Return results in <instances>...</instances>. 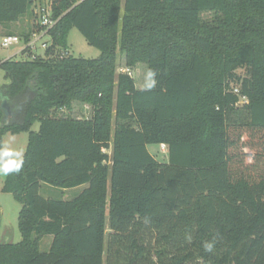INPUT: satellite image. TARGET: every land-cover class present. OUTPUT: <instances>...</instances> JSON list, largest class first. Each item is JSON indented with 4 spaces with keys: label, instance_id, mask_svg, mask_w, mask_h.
<instances>
[{
    "label": "trees",
    "instance_id": "16d2710c",
    "mask_svg": "<svg viewBox=\"0 0 264 264\" xmlns=\"http://www.w3.org/2000/svg\"><path fill=\"white\" fill-rule=\"evenodd\" d=\"M32 6L0 0V24ZM51 11L46 55L69 48L72 28L100 54L0 57V135L28 134L1 186L21 203V240L0 242V264H264V0H57ZM118 56L153 70L155 86L116 73ZM3 101L18 108L9 124ZM149 144H165L166 161ZM42 183L78 191L44 197Z\"/></svg>",
    "mask_w": 264,
    "mask_h": 264
},
{
    "label": "rangeland",
    "instance_id": "374dc122",
    "mask_svg": "<svg viewBox=\"0 0 264 264\" xmlns=\"http://www.w3.org/2000/svg\"><path fill=\"white\" fill-rule=\"evenodd\" d=\"M34 9V7H33ZM35 21L34 15H25L20 17L16 22L8 24H0V40L1 36L5 34H17L21 36V33L27 32L29 27L33 25ZM68 49L74 56H81L84 58H96L99 56L100 52L97 48L88 44L83 35L76 29L72 28L67 35ZM18 46H12L9 48H3L0 45V57L5 59L11 56ZM36 52L43 55V50L41 49L39 43H37ZM16 58L21 57L20 55H12ZM129 67L131 71V77L134 80L136 88H146L147 82V66L144 63H138L134 66H126L124 63L123 56H118L116 73L121 72V68ZM4 72L0 69V85L4 83ZM73 113L77 117L88 118L91 114V108L88 104H74ZM2 125L0 118V127ZM37 124H34L33 129H37ZM28 134L26 132L14 133L11 131L2 132L0 135V148L5 145L15 152H19L24 155L27 147ZM147 149L152 153L155 158L164 162L167 159L166 148L163 149L157 144L147 145ZM111 149L106 151L110 153ZM5 177H0V242H18L21 240V235L18 227V217L19 211L21 209V203L14 198V196L9 192L1 191V186L3 185ZM78 190L68 189L60 190L57 187H53L47 184H40L39 193L44 197L49 198H62L70 199L72 198ZM50 237H45L42 239L41 248L47 246Z\"/></svg>",
    "mask_w": 264,
    "mask_h": 264
},
{
    "label": "built area",
    "instance_id": "2783aa9c",
    "mask_svg": "<svg viewBox=\"0 0 264 264\" xmlns=\"http://www.w3.org/2000/svg\"><path fill=\"white\" fill-rule=\"evenodd\" d=\"M57 0H33L32 11L35 18L33 23L34 29L32 30L28 41H25L21 36L17 34H5L1 36L0 45L3 48H9L12 46H18L13 55H20L21 57H29L31 59L36 56L41 57H67L71 54L69 49H63L55 47L53 52L49 55L45 53L52 45L51 37L48 31L55 25L56 19L52 17V5ZM81 0H76L80 2ZM34 7V9H33ZM37 43H39L43 50V55L36 52ZM122 73H127L131 76V71L128 67L120 69ZM241 102H245V98H241ZM165 149V144L159 145Z\"/></svg>",
    "mask_w": 264,
    "mask_h": 264
},
{
    "label": "clouds",
    "instance_id": "9594fccd",
    "mask_svg": "<svg viewBox=\"0 0 264 264\" xmlns=\"http://www.w3.org/2000/svg\"><path fill=\"white\" fill-rule=\"evenodd\" d=\"M155 75L153 70H149L147 73V82L145 87L151 89L155 86ZM23 166L22 154L15 152L6 145L0 148V177H7L11 174L18 173ZM204 250L211 252L213 250V243L206 242L204 244Z\"/></svg>",
    "mask_w": 264,
    "mask_h": 264
},
{
    "label": "water",
    "instance_id": "95a60500",
    "mask_svg": "<svg viewBox=\"0 0 264 264\" xmlns=\"http://www.w3.org/2000/svg\"><path fill=\"white\" fill-rule=\"evenodd\" d=\"M1 109L3 111L4 123L9 124L12 117V110L10 109V105L6 101H3L1 103Z\"/></svg>",
    "mask_w": 264,
    "mask_h": 264
},
{
    "label": "flooded vegetation",
    "instance_id": "af4514ba",
    "mask_svg": "<svg viewBox=\"0 0 264 264\" xmlns=\"http://www.w3.org/2000/svg\"><path fill=\"white\" fill-rule=\"evenodd\" d=\"M9 105H10V104H9ZM10 109H11V110H13V109L18 110V108H17V107L14 108V106H13L12 104L10 105ZM12 112H13V111H12Z\"/></svg>",
    "mask_w": 264,
    "mask_h": 264
},
{
    "label": "crops",
    "instance_id": "0c3cea01",
    "mask_svg": "<svg viewBox=\"0 0 264 264\" xmlns=\"http://www.w3.org/2000/svg\"><path fill=\"white\" fill-rule=\"evenodd\" d=\"M13 54H14V53H13ZM13 54H12V55H13ZM12 55H11V56H12ZM11 56H9V57H11Z\"/></svg>",
    "mask_w": 264,
    "mask_h": 264
}]
</instances>
